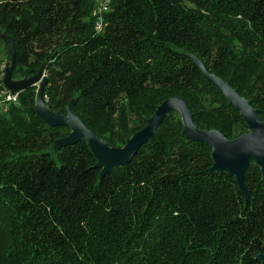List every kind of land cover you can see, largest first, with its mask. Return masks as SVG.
Returning <instances> with one entry per match:
<instances>
[{
  "label": "trees",
  "instance_id": "obj_1",
  "mask_svg": "<svg viewBox=\"0 0 264 264\" xmlns=\"http://www.w3.org/2000/svg\"><path fill=\"white\" fill-rule=\"evenodd\" d=\"M93 0H0V33L20 76L43 67L47 106L73 114L109 147L182 98L200 130L228 140L240 114L190 57L258 110L264 123V0H111L99 31ZM15 79V78H14ZM1 84V83H0ZM35 86L0 113V264H264V181L243 195L211 171V150L169 113L131 160L100 177L84 140L36 114Z\"/></svg>",
  "mask_w": 264,
  "mask_h": 264
},
{
  "label": "water",
  "instance_id": "obj_2",
  "mask_svg": "<svg viewBox=\"0 0 264 264\" xmlns=\"http://www.w3.org/2000/svg\"><path fill=\"white\" fill-rule=\"evenodd\" d=\"M0 38L5 42L8 51L4 69L0 73L1 85L10 96L18 95L30 87L37 86L34 100L37 116L49 127H66L69 130L67 136L55 141V149L74 146L84 140L96 160V167L101 169L100 177L127 164L140 146L154 138L156 129L166 116L169 113H176L182 125V136L194 143L205 145L211 150L210 158L213 163L211 171L232 176L243 195L246 194L243 182L244 173L250 165L259 168L261 180L264 181V123L259 117L258 110L253 109L250 102L240 97L227 83L210 74L203 63L195 57H190V59L205 79L216 87L228 104L240 114L246 124L247 132L228 140L217 130H200L193 123L187 103L180 97H174L158 105L152 116L147 119L145 127L128 138L123 147H109L73 114V101L67 106L65 115L52 111L45 104L43 93L46 78L43 75V67L35 75L14 79L12 77L15 50L13 41L3 34ZM257 258L264 263V255H258Z\"/></svg>",
  "mask_w": 264,
  "mask_h": 264
},
{
  "label": "rangeland",
  "instance_id": "obj_3",
  "mask_svg": "<svg viewBox=\"0 0 264 264\" xmlns=\"http://www.w3.org/2000/svg\"><path fill=\"white\" fill-rule=\"evenodd\" d=\"M111 2V0L109 1ZM1 36V33H0ZM8 58V51L5 42L3 39L0 38V73L4 69L5 62ZM20 72H23V74L26 72L25 68H22L20 66H16L15 73H14V78L15 79H20L22 76H20ZM1 83V82H0ZM38 87L35 86V89ZM36 92V91H35ZM62 94V88L60 85H54L53 92L51 96H47L44 98V101L48 104L49 98H56L59 97V95ZM8 92L4 89V87L0 84V113L6 112V110L9 108L11 105H17L18 97L15 98V100H8ZM117 147V146H116ZM120 147V146H119Z\"/></svg>",
  "mask_w": 264,
  "mask_h": 264
},
{
  "label": "built area",
  "instance_id": "obj_4",
  "mask_svg": "<svg viewBox=\"0 0 264 264\" xmlns=\"http://www.w3.org/2000/svg\"><path fill=\"white\" fill-rule=\"evenodd\" d=\"M110 0H93L94 2V12H93V17L96 19L95 21V30L99 31L101 28V21H102V16L104 13L108 12L109 10V2ZM8 92V91H6ZM17 95L10 96L8 92V100H15Z\"/></svg>",
  "mask_w": 264,
  "mask_h": 264
}]
</instances>
